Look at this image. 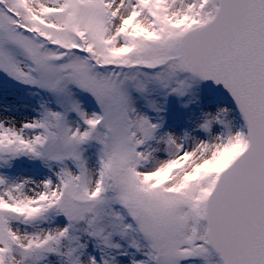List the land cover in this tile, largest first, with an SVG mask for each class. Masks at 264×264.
Masks as SVG:
<instances>
[{
  "label": "snow or ice",
  "instance_id": "6c2138e0",
  "mask_svg": "<svg viewBox=\"0 0 264 264\" xmlns=\"http://www.w3.org/2000/svg\"><path fill=\"white\" fill-rule=\"evenodd\" d=\"M0 264H264V0H0Z\"/></svg>",
  "mask_w": 264,
  "mask_h": 264
}]
</instances>
